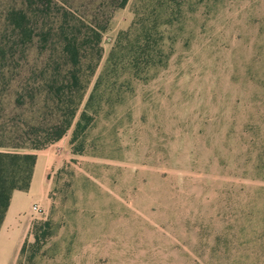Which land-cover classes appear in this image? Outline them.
<instances>
[{
  "label": "rangeland",
  "instance_id": "1",
  "mask_svg": "<svg viewBox=\"0 0 264 264\" xmlns=\"http://www.w3.org/2000/svg\"><path fill=\"white\" fill-rule=\"evenodd\" d=\"M122 1L53 0L48 16L0 0V144L28 147L61 115L66 12L102 33L84 107L135 20V0ZM12 10L27 12L33 42L21 43ZM180 11L166 32L168 64L112 81L81 153L74 128L35 151L53 167L24 242L36 223L52 222V235L32 264H264V0H183Z\"/></svg>",
  "mask_w": 264,
  "mask_h": 264
},
{
  "label": "trees",
  "instance_id": "2",
  "mask_svg": "<svg viewBox=\"0 0 264 264\" xmlns=\"http://www.w3.org/2000/svg\"><path fill=\"white\" fill-rule=\"evenodd\" d=\"M25 1L29 8L40 5L43 7L41 14L48 16L54 4L53 0ZM145 1L148 4L146 10L150 8V12L142 17L138 10V0H135V20L127 31H122L117 36L83 108L81 107L91 84V77L95 76L101 63L102 33L97 27L84 32L82 25L77 24L70 13H63L60 25L63 37L62 58L63 66L68 67V70L66 76L55 81L59 86L54 87V94L61 104V115L42 133H33L32 143L28 147L0 144V228L13 193L30 189L38 158L35 151L60 141L74 128L71 145L75 154L81 153L83 144L77 143L92 126L102 103L107 102L106 95L114 90V85L125 75L147 78L151 70L163 68L168 64L172 52L168 47L170 37L166 32L177 21L183 0ZM128 2L129 0H123L121 7ZM8 21L19 32L22 44L33 42L35 30L27 12L12 10ZM33 235L35 241L32 244L26 241L21 247L18 264H22V260L27 264L35 262L45 242L52 235V222L34 224Z\"/></svg>",
  "mask_w": 264,
  "mask_h": 264
},
{
  "label": "crops",
  "instance_id": "3",
  "mask_svg": "<svg viewBox=\"0 0 264 264\" xmlns=\"http://www.w3.org/2000/svg\"><path fill=\"white\" fill-rule=\"evenodd\" d=\"M52 162L51 159H42L39 154L30 189L17 190L13 193L0 228V263L8 259L10 254L12 255L10 264L17 259L26 238V230L31 227L34 207H45L49 194V172L53 167Z\"/></svg>",
  "mask_w": 264,
  "mask_h": 264
},
{
  "label": "built area",
  "instance_id": "4",
  "mask_svg": "<svg viewBox=\"0 0 264 264\" xmlns=\"http://www.w3.org/2000/svg\"><path fill=\"white\" fill-rule=\"evenodd\" d=\"M40 209H41V208H39L38 206H35V207H34V210H35L36 212H40Z\"/></svg>",
  "mask_w": 264,
  "mask_h": 264
}]
</instances>
